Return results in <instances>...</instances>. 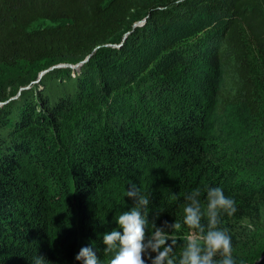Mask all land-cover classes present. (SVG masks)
I'll list each match as a JSON object with an SVG mask.
<instances>
[{"label": "trees", "instance_id": "1", "mask_svg": "<svg viewBox=\"0 0 264 264\" xmlns=\"http://www.w3.org/2000/svg\"><path fill=\"white\" fill-rule=\"evenodd\" d=\"M157 3L146 24L134 29L136 0H0L1 65L52 68L92 55L77 70L49 71L37 88L0 107V264H35L38 256L48 264H80L75 256L85 246L109 264L113 254H105L103 235L122 232L116 219L134 206L126 196L133 183L150 199L146 237L153 221L181 224L170 232L178 241L177 258L192 231L183 223L185 197L200 188L206 209L205 185L221 187L235 201L237 211L222 215L220 225L231 237L235 264H255L264 256L257 238L264 236V170L248 169L229 157L230 147L217 146L218 136L208 128L211 103H201L203 84L189 87L191 99L176 107L168 90L156 92L158 83L140 81L154 62L151 52L169 49L174 29L213 26L196 51L223 63L222 108L243 106L258 120L264 106V0ZM42 21L53 25L36 29ZM128 32L121 48L107 46ZM212 74L209 69L205 76L214 79ZM8 86L1 101L8 99L7 89L18 88ZM123 88L127 94L119 92ZM86 102L97 113L83 112L82 125L69 122L71 152L59 143L60 123ZM110 110L121 114L115 118Z\"/></svg>", "mask_w": 264, "mask_h": 264}, {"label": "rangeland", "instance_id": "2", "mask_svg": "<svg viewBox=\"0 0 264 264\" xmlns=\"http://www.w3.org/2000/svg\"><path fill=\"white\" fill-rule=\"evenodd\" d=\"M160 6L157 0H136V9L134 17L132 18L134 23L133 28L143 27L149 17H147L148 12H150L152 8H160ZM52 25L51 22L42 21L37 23L35 28L43 29L51 27ZM183 27L173 30L176 31L175 36L171 37V39L170 37L168 38L170 47L166 52L161 55H154V51L151 52L150 57L154 58V62L140 81L143 83H158L157 86H154L156 92L163 93L168 90V92H170V97L175 99L174 102L176 107H180L182 102L187 103L191 99L193 90H189V87L197 88V84H203L204 88L199 90V92L205 93L203 102L201 103L204 105L209 104V102L211 103L210 108L212 114L208 121V128H210V134L218 136V138L215 139L217 146L221 148H225V146L227 148L230 147V152L228 153L230 158H238V162H243L250 170L259 169L260 172H263L264 106L260 109L261 117L258 120H254V117L250 116L248 110L244 109L243 106H227L222 108V103L219 100V91L224 81L223 63L217 60V58H209V56L197 52L200 45L207 40V36L215 29L213 26L202 27L200 25ZM130 34L131 32L125 33L120 41L118 40L117 43L107 46L116 49L121 48ZM156 56H158L157 59ZM79 63L65 65L75 67ZM72 67L60 68L73 69ZM54 69L56 68H50L48 63L35 67H28L24 64L17 66H5L0 64V91L5 87H9V83H14L18 87L16 88L17 90L14 87L6 90L9 95L8 99L6 98V101L4 99L2 101L0 100V107L19 98L22 91L37 88L44 75ZM209 69H211L213 73L211 76L215 75L214 79L205 76ZM26 81H30V83L26 85L21 84ZM180 81H183V83L180 84ZM189 84L194 86L191 87ZM126 91L127 89L123 88L119 92L122 93ZM152 96L156 97L153 92ZM151 101H155V98L151 99ZM146 102L150 101L148 100ZM75 109L76 110L71 109L66 118L60 123L64 142L60 141L59 143L65 144L68 148H73L71 152L75 151V146L74 143H70L71 141L65 140L69 137L67 125L73 119H78L79 125H82V121L86 115L83 112L87 113V111H92L94 115L97 113L95 111V106L87 102L82 107H76ZM135 110L137 112L136 115H140L139 108L135 107ZM120 114L121 112L118 113V111L110 110L109 115L117 118ZM60 148H62L63 150L61 151L64 152L63 145H60ZM240 155H242L243 159H241ZM112 197L114 200L116 199L115 195H112ZM257 238L263 239L262 241L264 242V236H257ZM263 257L260 259L262 260ZM261 260L255 264H259ZM260 264H264V260Z\"/></svg>", "mask_w": 264, "mask_h": 264}, {"label": "clouds", "instance_id": "3", "mask_svg": "<svg viewBox=\"0 0 264 264\" xmlns=\"http://www.w3.org/2000/svg\"><path fill=\"white\" fill-rule=\"evenodd\" d=\"M176 2L181 3L182 0ZM204 192L206 209L202 206L200 188L185 197L183 223L192 231L186 237L183 251L177 258L175 247L178 241L170 232L179 231L181 224L165 220L157 226L153 221L152 231L146 237L150 199L134 183L130 184L126 196L134 206L116 219L122 232L113 229L103 235L105 254H113L109 264H148V261L150 264H235L231 237L226 229L220 227L222 215L232 216L237 211L235 201L226 197L221 187L205 185ZM205 219L206 224L203 223ZM218 255L221 259L216 260ZM75 260L80 264H101L91 246L82 247ZM35 264L48 262L38 256Z\"/></svg>", "mask_w": 264, "mask_h": 264}, {"label": "water", "instance_id": "4", "mask_svg": "<svg viewBox=\"0 0 264 264\" xmlns=\"http://www.w3.org/2000/svg\"><path fill=\"white\" fill-rule=\"evenodd\" d=\"M110 46V45H109ZM92 56V55H91ZM91 56H88L84 62H81L79 63L77 66L75 67H72L70 65H65V64H61L60 66H57L58 68L60 67H72L73 69H79L83 64L87 63V61L91 58ZM57 67H54V68H57Z\"/></svg>", "mask_w": 264, "mask_h": 264}]
</instances>
